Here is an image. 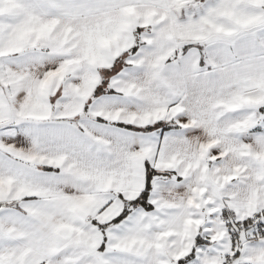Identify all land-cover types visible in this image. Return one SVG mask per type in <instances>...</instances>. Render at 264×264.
<instances>
[{"label":"snow or ice","instance_id":"6c2138e0","mask_svg":"<svg viewBox=\"0 0 264 264\" xmlns=\"http://www.w3.org/2000/svg\"><path fill=\"white\" fill-rule=\"evenodd\" d=\"M0 264H264V0H0Z\"/></svg>","mask_w":264,"mask_h":264}]
</instances>
